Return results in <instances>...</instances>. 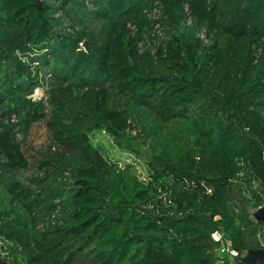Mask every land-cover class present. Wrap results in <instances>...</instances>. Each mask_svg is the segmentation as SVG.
<instances>
[{"label":"trees","instance_id":"1","mask_svg":"<svg viewBox=\"0 0 264 264\" xmlns=\"http://www.w3.org/2000/svg\"><path fill=\"white\" fill-rule=\"evenodd\" d=\"M86 1L0 0V264H244L264 248V0ZM155 1L153 55L137 43ZM101 130L146 176L93 142Z\"/></svg>","mask_w":264,"mask_h":264},{"label":"built area","instance_id":"2","mask_svg":"<svg viewBox=\"0 0 264 264\" xmlns=\"http://www.w3.org/2000/svg\"><path fill=\"white\" fill-rule=\"evenodd\" d=\"M85 5L89 9L93 8L92 3L89 1H86ZM184 9H185V13H186L185 23H186V25L191 26L192 25V19H191L187 4H184ZM144 12L150 21L151 28L150 29H147V28L142 29V31H141L142 38L137 43V46L139 48V51H141V52L149 49L150 54L156 55L155 54L156 53V50H155L156 46L159 45V43L161 42L160 40L165 38L166 34H167L165 31V25L162 22V19L164 18V12L162 9V4L159 1H155L152 4L151 9H149V10L145 9ZM127 27L130 30L131 36H134L135 33L137 32V26L132 22H127ZM196 35L202 40L203 43L208 42V39L205 36L204 30L197 31ZM154 57H156V56H154ZM33 97L36 98V100H38V99L42 98V95H40L38 97L33 95ZM1 121L3 124H7V123H11V122L14 123L17 121V115L10 114L8 116H5L4 118H1ZM21 138H22V134L18 131V129H16L15 130V139L21 140ZM46 143H49V141H46ZM5 161H6L5 156L3 155V153L0 152V172L2 171V167H3V164L5 163ZM69 172H70L69 170H65L63 172V175L69 176V174H70ZM53 216L54 215H52V217ZM46 224H47L46 222H39L37 225V228L42 229L43 225H46ZM217 235H218V237L214 236V238L216 240L220 241L218 251L220 253L229 252L230 255H236V251L230 249L228 245H224L223 240H221L220 234H217ZM6 264H11V263L9 262V260H6Z\"/></svg>","mask_w":264,"mask_h":264},{"label":"rangeland","instance_id":"3","mask_svg":"<svg viewBox=\"0 0 264 264\" xmlns=\"http://www.w3.org/2000/svg\"><path fill=\"white\" fill-rule=\"evenodd\" d=\"M86 2V0H85ZM42 79L45 78V75L42 74ZM42 91L44 89L42 87H38L34 90L33 95L36 97L42 95ZM141 121L134 120L133 124L129 128V132L131 135H135L136 133L140 135L139 141H141V132L140 130ZM46 129L44 128V125L42 124H36L34 125L28 134V136L25 138L24 142L22 143L23 148H29L32 154H35V149L39 148L40 145L44 144V141L48 138L46 135ZM93 142L96 145H101V147L105 150V153L110 157L112 161H117L119 165H125L127 163H131L138 171L140 177L146 176V170H145V162L141 158L136 157L133 154H130L127 151L122 150L121 148H118L115 145L113 137L105 130H101L97 132L93 138ZM262 161L264 162V154L262 156ZM252 185L254 187H258L257 182L253 181ZM262 198L264 199V192L260 193ZM0 203L4 206L8 205V198L4 192H1L0 190ZM257 209V208H256ZM256 209L251 210V216L253 217L254 212ZM215 237H218L217 233H214ZM1 245V241H0ZM3 254H6L2 250Z\"/></svg>","mask_w":264,"mask_h":264},{"label":"water","instance_id":"4","mask_svg":"<svg viewBox=\"0 0 264 264\" xmlns=\"http://www.w3.org/2000/svg\"><path fill=\"white\" fill-rule=\"evenodd\" d=\"M37 1L39 4V0ZM82 45L87 51H90L87 41H84ZM253 218L264 223V206L256 209ZM240 259L244 264H264V248L249 249L240 256Z\"/></svg>","mask_w":264,"mask_h":264}]
</instances>
